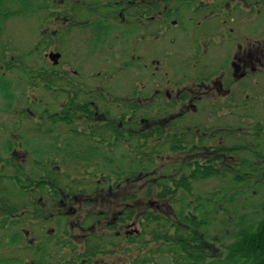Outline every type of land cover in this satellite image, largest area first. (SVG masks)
Masks as SVG:
<instances>
[{"label":"flooded vegetation","instance_id":"1","mask_svg":"<svg viewBox=\"0 0 264 264\" xmlns=\"http://www.w3.org/2000/svg\"><path fill=\"white\" fill-rule=\"evenodd\" d=\"M255 1L66 0L64 14L32 17L29 53L0 48L1 261L18 264L21 247L82 246L101 230L137 234L114 211L103 226L87 225V206L103 204L97 191L106 190L90 174L106 148L131 147L132 135L213 117L198 104L243 102L239 90L255 86L264 61L255 31L252 41L231 38L229 23ZM214 53L219 60L205 64ZM165 68L189 72L171 79Z\"/></svg>","mask_w":264,"mask_h":264},{"label":"trees","instance_id":"2","mask_svg":"<svg viewBox=\"0 0 264 264\" xmlns=\"http://www.w3.org/2000/svg\"><path fill=\"white\" fill-rule=\"evenodd\" d=\"M47 1L0 0V43L9 17L47 15ZM256 3L264 8V0ZM259 45L264 61V40ZM246 87L239 90L242 95ZM243 97L241 104L236 96L210 105L213 117L132 135L130 150L120 156L125 171L119 160L100 155L101 165L90 175L103 182L106 190L97 192L104 203L87 206V225L101 221L103 226L114 211L117 224L131 223L137 234L125 241L117 232L101 230L88 233L82 246L21 247L20 252L31 264H102L111 254H122V264H264V114L251 113L257 95L253 102ZM240 107L250 115H238L234 110ZM225 108L234 122L222 121ZM110 128L117 141L125 138L119 126ZM9 259L0 261L12 264Z\"/></svg>","mask_w":264,"mask_h":264},{"label":"rangeland","instance_id":"3","mask_svg":"<svg viewBox=\"0 0 264 264\" xmlns=\"http://www.w3.org/2000/svg\"><path fill=\"white\" fill-rule=\"evenodd\" d=\"M65 0H53L51 5L53 6L52 10H59L60 11V15L64 14V12H62V9H64ZM258 10H260V6L257 8ZM252 9L251 8H245V11L243 13L244 18L242 22H245L244 24H241L242 22L237 24V18L234 19V21H231L229 23V25L232 27V30L234 29V33L233 35H231L233 38L234 36L241 38V37H246L249 36L250 38L252 37L251 33L253 32V30L255 29V34L257 37V40L261 42V40H264V8H262L258 13H256V18H254V22H252V18H250L252 15ZM249 16V17H248ZM35 21V20H34ZM33 22H29L27 24V18H24V16L18 17V18H14V19H10L7 23H6V45L9 49H18V50H23V51H27L28 49H30L31 46V37L30 35L32 34V28L34 24ZM212 23H216L220 26L221 21L217 20V19H212L211 20ZM26 23V24H25ZM219 29V28H218ZM239 32V33H237ZM181 39V38H180ZM253 40V39H252ZM250 40V41H252ZM257 41V42H258ZM182 44V43H181ZM229 45V46H228ZM227 45V52L228 50L231 51V49H233V47L231 46V43L228 42ZM0 47H4L2 44H0ZM216 54L214 53L213 56L212 55H207L204 59L203 62H205V64L211 62L214 59L219 60L216 56ZM1 57V56H0ZM228 57H231V53L228 55ZM170 59H172V57H170ZM169 59V61H170ZM183 69V67H182ZM262 69V68H261ZM175 68H165V71H167L168 73V77L173 79L174 74L176 75L177 72L180 71H186L189 72L187 69L184 70H178ZM230 71V70H229ZM6 73H9L12 76V71H6ZM263 73L262 74H258V77L256 79V83L255 86L253 84L250 83V85H247V91L246 93H244L243 95H246L247 98L245 97V99L250 100L251 102H253L251 100V96L253 95H257L258 98L256 100V106L254 107V109L251 110V113H256V114H264V80H263ZM124 76V75H122ZM214 78V77H213ZM231 78V75L229 73V79ZM118 79H124L123 77H118ZM10 80H13V78L11 77ZM20 86V85H19ZM21 88V86H20ZM22 91V89H20ZM29 94V93H28ZM242 99V98H240ZM230 99H228L229 101ZM255 102V101H254ZM228 103V102H227ZM226 103V104H227ZM242 103V101H240V104ZM210 104L211 103H207L205 106H203L202 108H199V111H201L204 107L205 112L210 111ZM223 114L225 117V119H222V121L225 123H230V122H234L235 119L234 117H230L229 113L231 112V109H223ZM238 115L244 116V115H250V114H246L243 109L240 107L238 110H234ZM207 114V113H206ZM221 114L218 115V117ZM227 116V117H226ZM196 118H200L199 116H197ZM202 119H196L195 122L197 121H201ZM211 120H213L215 123H217V119L212 118ZM106 139V138H105ZM116 147L115 149H111L112 151H110L108 148L105 149L107 156L110 158H114L115 160H119V163L123 166L122 170H126V166L127 163L123 162L121 159V155L126 152L127 150L129 151L130 147H125V146H114ZM103 167H105V165H102ZM111 223V221H110ZM137 225V224H136ZM134 228V229H133ZM131 229H133L132 231L136 230L135 227H131ZM110 249H114L113 247L109 246ZM5 256H9L8 254H6ZM15 257V256H14ZM20 260L23 259V264H27L26 261L27 259H30L29 256H26V252L21 253L20 252ZM47 260V259H44ZM59 260V259H58ZM49 261V260H48ZM124 258H122V254H111V255H107L104 258H102V264H122L124 262ZM50 262V261H49Z\"/></svg>","mask_w":264,"mask_h":264}]
</instances>
